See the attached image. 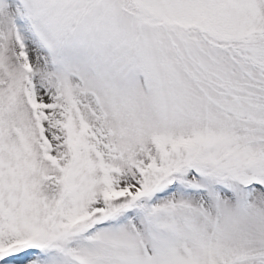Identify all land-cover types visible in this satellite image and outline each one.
Listing matches in <instances>:
<instances>
[{
    "label": "snow or ice",
    "instance_id": "6c2138e0",
    "mask_svg": "<svg viewBox=\"0 0 264 264\" xmlns=\"http://www.w3.org/2000/svg\"><path fill=\"white\" fill-rule=\"evenodd\" d=\"M0 264H264V0H0Z\"/></svg>",
    "mask_w": 264,
    "mask_h": 264
}]
</instances>
